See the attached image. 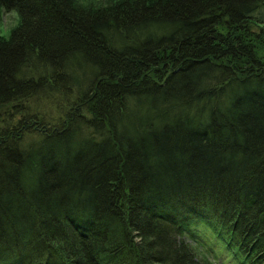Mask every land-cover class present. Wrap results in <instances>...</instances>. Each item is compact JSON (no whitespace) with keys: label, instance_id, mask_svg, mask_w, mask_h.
<instances>
[{"label":"trees","instance_id":"16d2710c","mask_svg":"<svg viewBox=\"0 0 264 264\" xmlns=\"http://www.w3.org/2000/svg\"><path fill=\"white\" fill-rule=\"evenodd\" d=\"M0 5V264H264V0Z\"/></svg>","mask_w":264,"mask_h":264},{"label":"clouds","instance_id":"9594fccd","mask_svg":"<svg viewBox=\"0 0 264 264\" xmlns=\"http://www.w3.org/2000/svg\"><path fill=\"white\" fill-rule=\"evenodd\" d=\"M89 2H94L99 5L102 0H75V3L82 6H87ZM7 16L8 24L0 22V41L9 42L12 38V32L22 24V17L17 9H6L0 5V18Z\"/></svg>","mask_w":264,"mask_h":264},{"label":"rangeland","instance_id":"374dc122","mask_svg":"<svg viewBox=\"0 0 264 264\" xmlns=\"http://www.w3.org/2000/svg\"><path fill=\"white\" fill-rule=\"evenodd\" d=\"M112 1H114V0H102V2L99 4V5H106V4H108V3H110V2H112ZM89 3H91L94 7H96V6H98L96 3H94V2H89ZM262 10H264V7H262L261 8V11ZM264 12V11H263ZM0 22H3L5 25H7L8 24V18H7V16H5V17H3V18H0ZM263 53H264V51H263ZM54 101V100H53ZM65 103V97H63L62 96V98H59V99H57L56 100V105H58L59 106V109L62 111L63 110V113H64V110L66 111L67 110V108H65V106L63 107V104ZM63 107V108H62ZM45 108H48L49 109V112L52 114V115H54V116H58L59 115V112H60V110H57V108L56 107H53V106H51L50 108L49 107H47V106H45ZM32 113H34V110H32L31 111ZM15 120H16V118H14V120H12L11 121V123L9 124V125H12L14 122H15ZM0 121H2L1 120V118H0ZM0 124H1V122H0ZM4 124V122L2 123V125ZM7 124V125H8Z\"/></svg>","mask_w":264,"mask_h":264}]
</instances>
